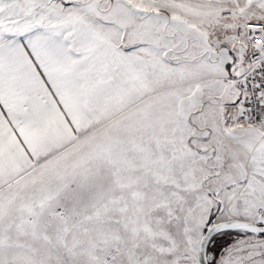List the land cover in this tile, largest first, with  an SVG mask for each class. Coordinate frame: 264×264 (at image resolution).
Instances as JSON below:
<instances>
[{"label": "snow or ice", "instance_id": "obj_1", "mask_svg": "<svg viewBox=\"0 0 264 264\" xmlns=\"http://www.w3.org/2000/svg\"><path fill=\"white\" fill-rule=\"evenodd\" d=\"M0 264H264V0H0Z\"/></svg>", "mask_w": 264, "mask_h": 264}]
</instances>
